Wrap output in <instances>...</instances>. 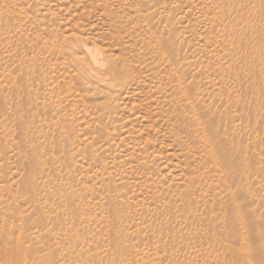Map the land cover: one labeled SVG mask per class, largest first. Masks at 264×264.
<instances>
[{"label": "rangeland", "instance_id": "rangeland-1", "mask_svg": "<svg viewBox=\"0 0 264 264\" xmlns=\"http://www.w3.org/2000/svg\"><path fill=\"white\" fill-rule=\"evenodd\" d=\"M0 264H264V0H0Z\"/></svg>", "mask_w": 264, "mask_h": 264}, {"label": "bare ground", "instance_id": "bare-ground-1", "mask_svg": "<svg viewBox=\"0 0 264 264\" xmlns=\"http://www.w3.org/2000/svg\"><path fill=\"white\" fill-rule=\"evenodd\" d=\"M72 53H76V61L82 72L93 74L100 80H104L106 76L117 70L116 64L110 63L99 51L95 48H89L86 42H78L74 40L69 45ZM242 242L246 244V239L243 237ZM26 252V249H24ZM244 253L246 252L243 251ZM248 255V253H245Z\"/></svg>", "mask_w": 264, "mask_h": 264}]
</instances>
